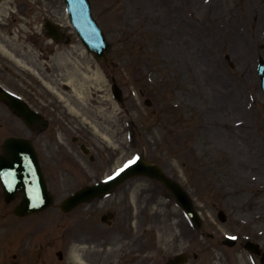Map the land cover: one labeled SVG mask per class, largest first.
Returning <instances> with one entry per match:
<instances>
[{
	"label": "rangeland",
	"instance_id": "rangeland-1",
	"mask_svg": "<svg viewBox=\"0 0 264 264\" xmlns=\"http://www.w3.org/2000/svg\"><path fill=\"white\" fill-rule=\"evenodd\" d=\"M95 1L112 43L109 60H90L78 45L65 51L81 64L104 67L123 87L126 101L114 106L105 83V98L95 94L94 105L85 106L84 115L113 145L81 117L74 120L94 133L103 151L108 148L109 154L93 163L82 158L87 169L111 171L143 153L189 174L205 176V170L206 189L196 195L202 202L197 206L205 217L204 231L215 238L239 233L264 240V96L257 74V63L264 58V0H206L204 11L198 9L202 0ZM181 19L185 24L173 28L172 22ZM30 78L25 82H39ZM141 90L149 93L152 107L144 104ZM99 102L106 108L102 113L96 110ZM169 205L166 211L172 217L158 223L160 238H200L181 211ZM216 206L228 213L225 223L217 219ZM0 226V235L6 233L9 225ZM230 251L225 253L232 257L220 256L223 263L251 264L245 253ZM212 255L202 252L195 263L212 264Z\"/></svg>",
	"mask_w": 264,
	"mask_h": 264
},
{
	"label": "flooded vegetation",
	"instance_id": "flooded-vegetation-1",
	"mask_svg": "<svg viewBox=\"0 0 264 264\" xmlns=\"http://www.w3.org/2000/svg\"><path fill=\"white\" fill-rule=\"evenodd\" d=\"M18 6V11L21 12L20 16L26 18L30 13L24 4L19 2ZM14 18L15 23L11 25V28H14L18 22V18ZM22 26L33 27L31 24L25 25L24 23ZM7 27L0 24V43L9 40L15 44V39H18L14 32L15 28L13 32L9 33ZM35 27L38 26L35 25ZM16 29L19 28L16 27ZM41 30V37L46 41L47 30L44 26L41 27ZM53 52L48 51V55ZM7 76L13 75L8 73L7 66L0 61V80L13 86V83L8 81ZM6 108L4 107V110ZM0 114H2L1 111ZM47 130L37 126L32 133L36 138L45 137L46 135L42 132ZM49 140L54 141V139ZM48 167L51 165L48 164ZM50 180L55 182L53 192L60 197L70 188L69 186H62L64 182L59 183L55 177H51ZM77 182L75 181V183ZM137 190L131 186L117 188L116 192L107 198H97L89 204L75 208L70 213H62L65 220L61 223L62 231L57 239L64 245L66 253L70 246H74L76 249H84L80 253L84 259L93 264H168L169 259L167 260L165 257L159 261V257L165 254L159 248L158 241L160 238L148 236L144 238V198L143 193L139 191L138 194ZM111 230L114 233L108 234L107 232ZM95 250L98 252L92 253ZM62 255L60 260L64 261L65 253L62 252Z\"/></svg>",
	"mask_w": 264,
	"mask_h": 264
},
{
	"label": "bare ground",
	"instance_id": "bare-ground-1",
	"mask_svg": "<svg viewBox=\"0 0 264 264\" xmlns=\"http://www.w3.org/2000/svg\"><path fill=\"white\" fill-rule=\"evenodd\" d=\"M205 6L207 5L202 4L201 6L200 4L199 7L205 8ZM17 61L23 67L28 66L23 59H18ZM57 62L60 63L61 67H64V69H61L63 76H65L63 84L70 92V94L67 95L65 92L59 91V93H57L58 97L65 104H68L69 102V108L72 113H76L82 117L85 104L90 105L92 102H95V94L97 95V91L100 93L104 91V76L98 68L92 69L93 66L90 62H86L85 65H81L80 61L74 60V58L67 59L64 56H60ZM97 96L105 98V95L103 96V94ZM75 101L78 103V109H76ZM97 104H99L96 106L98 113H102L106 110V108H103L102 102ZM113 104L114 106H117L115 103ZM90 123L92 124V122ZM91 126L94 129L97 127L100 128L98 124H92Z\"/></svg>",
	"mask_w": 264,
	"mask_h": 264
},
{
	"label": "water",
	"instance_id": "water-1",
	"mask_svg": "<svg viewBox=\"0 0 264 264\" xmlns=\"http://www.w3.org/2000/svg\"><path fill=\"white\" fill-rule=\"evenodd\" d=\"M18 153L17 152H15V155H17ZM143 162H141L138 166H136V167H133L131 170H136V169H141L142 168V166H143ZM146 170H149V168H146ZM31 170H29V169H26V170H23V172H25L26 173V179H28V180H30L31 182H30V184L31 185H33V182H32V180H33V178H34V176L33 175H30V174H28L29 172H30Z\"/></svg>",
	"mask_w": 264,
	"mask_h": 264
},
{
	"label": "snow or ice",
	"instance_id": "snow-or-ice-1",
	"mask_svg": "<svg viewBox=\"0 0 264 264\" xmlns=\"http://www.w3.org/2000/svg\"><path fill=\"white\" fill-rule=\"evenodd\" d=\"M130 163H135V161H130ZM233 239H235V237H233Z\"/></svg>",
	"mask_w": 264,
	"mask_h": 264
}]
</instances>
